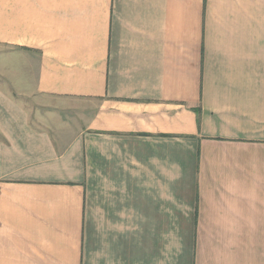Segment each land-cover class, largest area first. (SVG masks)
Masks as SVG:
<instances>
[{
  "label": "crops",
  "instance_id": "0c3cea01",
  "mask_svg": "<svg viewBox=\"0 0 264 264\" xmlns=\"http://www.w3.org/2000/svg\"><path fill=\"white\" fill-rule=\"evenodd\" d=\"M0 57V264H264V0H0Z\"/></svg>",
  "mask_w": 264,
  "mask_h": 264
},
{
  "label": "rangeland",
  "instance_id": "374dc122",
  "mask_svg": "<svg viewBox=\"0 0 264 264\" xmlns=\"http://www.w3.org/2000/svg\"><path fill=\"white\" fill-rule=\"evenodd\" d=\"M0 58H1V57H0ZM3 58H5V60H6L7 62H9L10 67L12 66V69L15 68V63H16V61H15V63H13V60L10 59V58H8L7 56H5V57H3Z\"/></svg>",
  "mask_w": 264,
  "mask_h": 264
}]
</instances>
